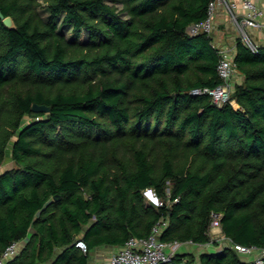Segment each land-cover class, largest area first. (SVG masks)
<instances>
[{
  "label": "trees",
  "instance_id": "trees-1",
  "mask_svg": "<svg viewBox=\"0 0 264 264\" xmlns=\"http://www.w3.org/2000/svg\"><path fill=\"white\" fill-rule=\"evenodd\" d=\"M210 1L0 0L15 23L0 18V264H88L159 221L162 241L205 245L212 212L233 243L264 249V41L236 38L233 103L192 93L222 82L212 36L186 31ZM198 264L245 260L223 247Z\"/></svg>",
  "mask_w": 264,
  "mask_h": 264
},
{
  "label": "built area",
  "instance_id": "built-area-1",
  "mask_svg": "<svg viewBox=\"0 0 264 264\" xmlns=\"http://www.w3.org/2000/svg\"><path fill=\"white\" fill-rule=\"evenodd\" d=\"M218 8H222L227 14L229 21L234 26L238 37L251 49H256L258 41L252 31L264 34V0H212L208 4L207 16L200 22L190 24L186 31L189 35L199 33L212 34L215 29V20ZM212 46L218 49L219 61L217 64L218 76L222 82L213 88L195 89L194 94L207 93L212 101L217 105H222L230 100L231 80L235 74L236 67L234 63L235 48L218 47L214 43ZM233 49V48H232ZM146 191V192H145ZM146 197L156 207L169 206L171 203L169 190L167 189L166 198H160L152 189H146ZM177 201V198L173 202ZM163 221H159L152 227L151 232L146 237H130L125 244L106 262V264H187L185 261H176L179 255L180 242L162 241L160 231L163 227ZM210 241L205 244L206 247L214 246L217 242V248L230 247L239 256H252L250 260H245V264H264V249L255 246H243L233 243L222 234L220 224V214L211 213V221L208 230ZM190 243V242H187ZM19 243L13 242L4 253L3 260L14 255L18 251ZM76 246L83 252H86V244L82 240L76 242Z\"/></svg>",
  "mask_w": 264,
  "mask_h": 264
},
{
  "label": "crops",
  "instance_id": "crops-1",
  "mask_svg": "<svg viewBox=\"0 0 264 264\" xmlns=\"http://www.w3.org/2000/svg\"><path fill=\"white\" fill-rule=\"evenodd\" d=\"M252 34H254L256 38H259L257 39L259 43L264 41V34H262L261 32L252 31ZM211 36L213 39V43L218 47H226V48L228 47L231 48V50H234L236 38L238 37V34L235 31L232 23L229 21L227 14L224 12L222 8H218L217 10L215 29L211 34ZM242 79H243L242 75L236 71L231 80V87H233V85H235L236 83H240ZM78 240H80V238H78ZM23 242L19 244L18 250H20L24 246ZM217 247L218 246L215 245L212 246L211 248H208L205 245H198L190 242V243L181 244L178 251L180 255H184V254L188 255L185 259L194 256L193 258L195 260L193 264H198V255L201 252L205 251L206 249L215 251L216 249H219ZM119 249L120 246L107 244V243L98 245L90 250L88 254V264H106V262Z\"/></svg>",
  "mask_w": 264,
  "mask_h": 264
},
{
  "label": "rangeland",
  "instance_id": "rangeland-1",
  "mask_svg": "<svg viewBox=\"0 0 264 264\" xmlns=\"http://www.w3.org/2000/svg\"><path fill=\"white\" fill-rule=\"evenodd\" d=\"M120 6V5H118ZM40 12L41 14L46 17L47 16V11L44 8V4H42V6L40 7ZM59 30L62 31L63 33H65V35L68 38H71V29L70 27H67L65 25H59ZM88 39V35L85 31L82 32L81 36H80V41H85ZM12 166V162H11V156H10V149L9 147L6 149V154H5V159L4 161L0 164V173L5 171L6 169H10ZM146 192V191H145ZM145 192H143V196L145 198V202L146 203H151L150 200L148 199V197H146ZM239 258H241L242 260H250L253 257L252 256H239Z\"/></svg>",
  "mask_w": 264,
  "mask_h": 264
},
{
  "label": "water",
  "instance_id": "water-1",
  "mask_svg": "<svg viewBox=\"0 0 264 264\" xmlns=\"http://www.w3.org/2000/svg\"><path fill=\"white\" fill-rule=\"evenodd\" d=\"M0 18L2 20V23L4 26L8 29H14L15 28V23L12 19L11 16H3L1 10H0ZM32 111L34 112H48L50 110V107L45 105V104H37L33 103L31 107ZM57 197V196H55Z\"/></svg>",
  "mask_w": 264,
  "mask_h": 264
}]
</instances>
